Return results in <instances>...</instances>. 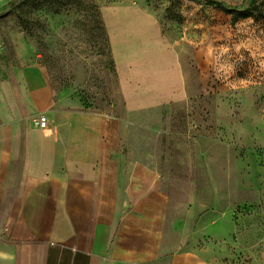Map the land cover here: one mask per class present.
<instances>
[{
    "label": "rangeland",
    "instance_id": "374dc122",
    "mask_svg": "<svg viewBox=\"0 0 264 264\" xmlns=\"http://www.w3.org/2000/svg\"><path fill=\"white\" fill-rule=\"evenodd\" d=\"M215 1L0 0V75L39 66L68 109L111 115L123 107L121 68L176 66L191 96L133 117L159 124L164 168L202 170L218 264H264V0Z\"/></svg>",
    "mask_w": 264,
    "mask_h": 264
},
{
    "label": "crops",
    "instance_id": "0c3cea01",
    "mask_svg": "<svg viewBox=\"0 0 264 264\" xmlns=\"http://www.w3.org/2000/svg\"><path fill=\"white\" fill-rule=\"evenodd\" d=\"M170 69L121 68L123 107L111 115L68 109L39 66L0 75V264L219 263L202 170L164 168L159 124L133 117L191 96ZM41 114L49 127L34 130Z\"/></svg>",
    "mask_w": 264,
    "mask_h": 264
},
{
    "label": "built area",
    "instance_id": "2783aa9c",
    "mask_svg": "<svg viewBox=\"0 0 264 264\" xmlns=\"http://www.w3.org/2000/svg\"><path fill=\"white\" fill-rule=\"evenodd\" d=\"M48 127L49 120L45 115L41 114L33 119L32 128L34 130H46Z\"/></svg>",
    "mask_w": 264,
    "mask_h": 264
},
{
    "label": "trees",
    "instance_id": "16d2710c",
    "mask_svg": "<svg viewBox=\"0 0 264 264\" xmlns=\"http://www.w3.org/2000/svg\"><path fill=\"white\" fill-rule=\"evenodd\" d=\"M230 14L233 15V20L236 21V20H239V19H246V18H249L251 17V14L249 11L247 10H243V11H239V10H228ZM260 17L264 18L263 15L259 14Z\"/></svg>",
    "mask_w": 264,
    "mask_h": 264
},
{
    "label": "water",
    "instance_id": "95a60500",
    "mask_svg": "<svg viewBox=\"0 0 264 264\" xmlns=\"http://www.w3.org/2000/svg\"><path fill=\"white\" fill-rule=\"evenodd\" d=\"M207 2L213 5L221 6V3L215 0H207Z\"/></svg>",
    "mask_w": 264,
    "mask_h": 264
}]
</instances>
